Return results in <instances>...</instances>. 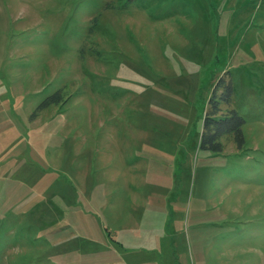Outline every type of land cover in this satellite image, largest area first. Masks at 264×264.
<instances>
[{
	"label": "rangeland",
	"instance_id": "rangeland-1",
	"mask_svg": "<svg viewBox=\"0 0 264 264\" xmlns=\"http://www.w3.org/2000/svg\"><path fill=\"white\" fill-rule=\"evenodd\" d=\"M0 264H264V0H0Z\"/></svg>",
	"mask_w": 264,
	"mask_h": 264
},
{
	"label": "trees",
	"instance_id": "trees-1",
	"mask_svg": "<svg viewBox=\"0 0 264 264\" xmlns=\"http://www.w3.org/2000/svg\"><path fill=\"white\" fill-rule=\"evenodd\" d=\"M222 90V92H221ZM233 86L230 80L223 77L216 84L206 111L202 133L200 138V149L211 153H220L223 150L222 139L232 136L238 148L242 149L245 144L244 125L246 120L235 109L222 113V105L230 108L232 103ZM60 101V93L52 95L39 108L56 104Z\"/></svg>",
	"mask_w": 264,
	"mask_h": 264
}]
</instances>
